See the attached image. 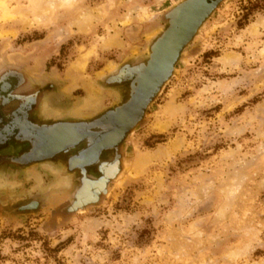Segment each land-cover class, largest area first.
Returning a JSON list of instances; mask_svg holds the SVG:
<instances>
[{
  "label": "rangeland",
  "instance_id": "1",
  "mask_svg": "<svg viewBox=\"0 0 264 264\" xmlns=\"http://www.w3.org/2000/svg\"><path fill=\"white\" fill-rule=\"evenodd\" d=\"M183 1L0 0V75L21 70L16 92L39 90L33 115L91 119L126 99L105 78L146 63ZM263 19L264 0L218 4L92 204L74 207L83 175L67 158L27 164L3 145L0 264H264Z\"/></svg>",
  "mask_w": 264,
  "mask_h": 264
},
{
  "label": "water",
  "instance_id": "2",
  "mask_svg": "<svg viewBox=\"0 0 264 264\" xmlns=\"http://www.w3.org/2000/svg\"><path fill=\"white\" fill-rule=\"evenodd\" d=\"M221 1L185 0L173 8L169 12L170 25L152 44L146 63L124 64L118 72L105 78L106 84L121 82L126 85V99L91 119L34 117L30 111L39 90L17 93L26 77L21 70L8 67L0 75V97L4 104L14 108L12 112L8 110L11 117L0 132V143L5 145L13 137V143L23 152L17 160L27 164L67 158L69 168L79 169L83 175L75 193L74 207L78 209L94 203L119 172L118 149L172 75L184 48ZM110 150H116L113 162L104 156ZM87 168L98 170L99 176L89 177Z\"/></svg>",
  "mask_w": 264,
  "mask_h": 264
},
{
  "label": "bare ground",
  "instance_id": "3",
  "mask_svg": "<svg viewBox=\"0 0 264 264\" xmlns=\"http://www.w3.org/2000/svg\"><path fill=\"white\" fill-rule=\"evenodd\" d=\"M3 1V0H2ZM50 7V6H49ZM58 7V6H57ZM94 15H95V13H94ZM84 18L82 19V20H78L79 22H81L79 25H87V24H90V22H91V20H92V18H93V15L92 14H90V12L89 13H85L84 14V16H83ZM45 18V17H44ZM42 19V18H41ZM95 19V18H94ZM259 19H262V18H259ZM44 21V20H43ZM256 22V21H255ZM262 22L264 23V19L262 20ZM258 23H261V22H256V23H254L253 24V28H254V30L256 31L257 30V27H258ZM251 30V29H250ZM114 40H115V37H110L108 40H106L105 41V45L106 46H110V45H112L113 43H114ZM115 44V43H114ZM117 44V43H116ZM89 54H91V53H89ZM84 55V54H83ZM88 54H86L85 55V57H84V60H82V61H78V62H76L74 65H73V67L75 66V68H76V65H77V67L79 68V69H84V67H85V65H86V63H87V59H88ZM77 60V59H76ZM225 60H226V62H236V60H237V56H235V55H229V56H227L226 58H225ZM109 65V64H108ZM114 65H109V66H107V69L108 70H110L112 67H113ZM157 153H159V151L157 152ZM162 153V152H161ZM143 160H145V159H142V162H143ZM141 162V163H142ZM97 183H99V182H97Z\"/></svg>",
  "mask_w": 264,
  "mask_h": 264
},
{
  "label": "flooded vegetation",
  "instance_id": "4",
  "mask_svg": "<svg viewBox=\"0 0 264 264\" xmlns=\"http://www.w3.org/2000/svg\"><path fill=\"white\" fill-rule=\"evenodd\" d=\"M0 92H1V89H0ZM13 108L14 107L11 104H4L3 97H0V132H3L5 126L7 125L8 120L11 117L10 114H7L8 110H10L12 112ZM8 145H10V144H8ZM8 145H5V146H8ZM3 148H4V146L0 143V150Z\"/></svg>",
  "mask_w": 264,
  "mask_h": 264
},
{
  "label": "crops",
  "instance_id": "5",
  "mask_svg": "<svg viewBox=\"0 0 264 264\" xmlns=\"http://www.w3.org/2000/svg\"><path fill=\"white\" fill-rule=\"evenodd\" d=\"M34 117H36V115H34ZM39 117V116H38ZM39 118H41V119H57V118H55L54 116L52 117L51 115L50 116H47L46 114H43L42 116H40ZM60 119V118H59ZM13 137H12V139L10 140H8V142H7V144H10V145H12V147L15 149V150H17V149H20V146H18V145H16V144H14L13 143ZM6 144V143H5Z\"/></svg>",
  "mask_w": 264,
  "mask_h": 264
}]
</instances>
